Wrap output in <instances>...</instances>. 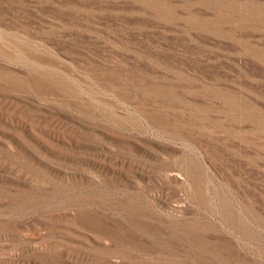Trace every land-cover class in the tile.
I'll use <instances>...</instances> for the list:
<instances>
[{"label": "rangeland", "instance_id": "rangeland-1", "mask_svg": "<svg viewBox=\"0 0 264 264\" xmlns=\"http://www.w3.org/2000/svg\"><path fill=\"white\" fill-rule=\"evenodd\" d=\"M0 264H264V0H0Z\"/></svg>", "mask_w": 264, "mask_h": 264}, {"label": "bare ground", "instance_id": "bare-ground-1", "mask_svg": "<svg viewBox=\"0 0 264 264\" xmlns=\"http://www.w3.org/2000/svg\"><path fill=\"white\" fill-rule=\"evenodd\" d=\"M180 173H181V174H184L183 172L173 173V177H175V178H181ZM186 178H187V177H186Z\"/></svg>", "mask_w": 264, "mask_h": 264}]
</instances>
